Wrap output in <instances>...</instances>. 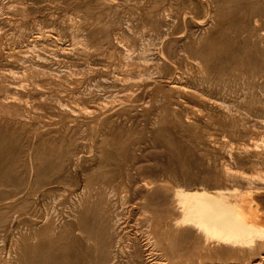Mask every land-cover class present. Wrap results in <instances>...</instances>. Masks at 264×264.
<instances>
[{
    "label": "rangeland",
    "instance_id": "rangeland-1",
    "mask_svg": "<svg viewBox=\"0 0 264 264\" xmlns=\"http://www.w3.org/2000/svg\"><path fill=\"white\" fill-rule=\"evenodd\" d=\"M242 175L264 177V0H0V264H264L180 206L234 186L264 212Z\"/></svg>",
    "mask_w": 264,
    "mask_h": 264
},
{
    "label": "bare ground",
    "instance_id": "bare-ground-1",
    "mask_svg": "<svg viewBox=\"0 0 264 264\" xmlns=\"http://www.w3.org/2000/svg\"><path fill=\"white\" fill-rule=\"evenodd\" d=\"M239 180L250 188L264 186V177L253 178L242 175ZM179 190L186 198L180 205L181 210L185 212L188 204L192 203L197 207H202L204 213H206L201 222L187 223L192 226L196 224L199 230H204L206 235L217 236L219 239L227 241L233 247L236 244H240L242 247L248 246L251 249L254 247L253 245H248L249 243H253L256 238L264 239V212L260 208L250 207V201L248 202L250 206L247 207L243 203L242 205L229 200V194L237 193L239 191L238 187L227 186L225 188H218L217 194L207 189L186 190L180 187ZM252 191L249 190L248 193L251 195ZM181 222L186 221L183 219ZM259 260L260 258L254 259L251 264H260Z\"/></svg>",
    "mask_w": 264,
    "mask_h": 264
}]
</instances>
